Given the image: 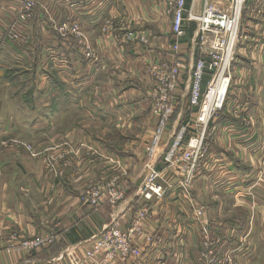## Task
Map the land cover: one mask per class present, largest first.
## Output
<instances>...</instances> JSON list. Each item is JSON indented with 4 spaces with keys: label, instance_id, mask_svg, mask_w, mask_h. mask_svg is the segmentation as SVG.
I'll use <instances>...</instances> for the list:
<instances>
[{
    "label": "crops",
    "instance_id": "crops-1",
    "mask_svg": "<svg viewBox=\"0 0 264 264\" xmlns=\"http://www.w3.org/2000/svg\"><path fill=\"white\" fill-rule=\"evenodd\" d=\"M204 1L191 0L188 11L201 14ZM19 12L16 0H0V232L56 241L32 254H8L1 245L0 264H97L106 253L87 255L100 233L112 225L128 230L145 207L149 215L133 237L140 254L114 264H199L210 250L233 252L237 264H264V0L245 5L231 87L210 124V152L190 199L165 156L194 111L192 73L202 58L197 23L185 22L176 53L171 14L158 0H38L24 38L11 42L4 34ZM67 22L81 25L98 56L94 65L57 31ZM176 63L178 105L155 164L165 194L146 201L145 149L157 122L149 71ZM210 80L205 74L204 88ZM113 182L125 191L116 206L81 202L89 187Z\"/></svg>",
    "mask_w": 264,
    "mask_h": 264
},
{
    "label": "built area",
    "instance_id": "built-area-1",
    "mask_svg": "<svg viewBox=\"0 0 264 264\" xmlns=\"http://www.w3.org/2000/svg\"><path fill=\"white\" fill-rule=\"evenodd\" d=\"M20 6L18 22L14 23L10 30L9 39L21 41L24 37L21 31L24 25L32 17L37 0H16ZM191 0H158V2L173 16L172 34L176 40L172 45V50L178 53L179 39L185 36V22L193 21L198 25V37L200 38L199 50L202 58L196 62L192 73V84L190 89V103L193 109L199 111V118L195 125L197 134L190 136L186 141L187 126H182L175 135L173 143L165 156V162L179 170L181 174L180 185L186 199L191 198L192 185L197 175L200 163L204 161L210 152L207 144L210 124L225 106L229 90L231 87V67L240 37L242 15L248 0H205L202 13L193 15L188 11V3ZM108 25V24H107ZM57 31L61 36L68 34L69 38L77 43L83 58L90 65L98 62V56L91 49L82 33L81 25L77 22H67L58 25ZM108 33V28L103 29ZM8 38V37H7ZM127 41H133L132 35H124ZM198 38V40H199ZM141 42L147 43V39L142 37ZM140 42V41H139ZM181 65L176 63L173 66H155L149 71L155 84L151 93V112L158 120L154 128L153 136L146 147V155L149 159L147 164V178L145 189L141 195L146 201L153 197L162 198L165 189L159 183L161 174L155 169L153 162L157 161L162 147V139L169 127L176 107L179 78L182 74ZM205 74L211 75V80L206 89L202 90V81ZM194 125V126H195ZM185 146V147H183ZM117 182L109 186L108 191H104L96 186L89 187L81 195V199L93 208L104 205L116 206L124 198L125 191L119 187ZM252 203L256 199L254 193H250ZM195 208V207H194ZM197 217H201V209L195 208ZM147 207L138 211L136 219L128 230L122 231L117 225L105 228L99 235L98 241L93 245L88 253L90 259H94L102 252L106 256L97 264H114L120 257L122 260L128 259L130 255L140 254L133 243V237L141 233V226L149 215ZM203 235L208 244V231L203 229ZM56 239L53 235L45 234L33 238H22L19 233L14 232L9 235L0 232V246L3 251L11 253L32 254L41 252L52 245ZM151 242V238H147ZM1 250V248H0ZM233 252L218 256L214 251L202 252L199 264H237Z\"/></svg>",
    "mask_w": 264,
    "mask_h": 264
},
{
    "label": "rangeland",
    "instance_id": "rangeland-1",
    "mask_svg": "<svg viewBox=\"0 0 264 264\" xmlns=\"http://www.w3.org/2000/svg\"><path fill=\"white\" fill-rule=\"evenodd\" d=\"M38 1V0H37ZM37 4H38V2H37ZM242 17H243V15H242ZM173 18V16L171 15V19ZM243 19V18H242ZM173 20V19H172ZM82 29V28H81ZM185 29V28H184ZM171 30H172V22H171ZM10 32L11 31H8L6 34H4V36H6V38H7V40H9V41H11V42H17V41H14V40H10L9 39V34H10ZM21 33H22V35L24 34V32L23 31H21ZM82 33H83V30H82ZM84 34V36H85V38H86V34L85 33H83ZM186 34V33H185ZM173 35V34H172ZM63 38H65V39H70L69 38V36H68V34L67 35H65V36H62ZM185 37V36H184ZM184 37H182V38H184ZM142 37H140L138 40L140 41V44H143V45H147L148 44V42L147 43H143V42H141V39ZM181 38V39H182ZM199 38V37H198ZM181 39H179V41H178V43L180 44V40ZM173 40H174V42L176 41L175 39H174V37H173ZM86 41L88 42V40H87V38H86ZM199 43H200V38H199V40L197 41V46H199ZM91 47V46H90ZM91 49H92V47H91ZM93 50V49H92ZM236 53V52H235ZM235 56V55H234ZM205 77V76H204ZM204 77H203V81H204ZM202 81V82H203ZM154 86V85H153ZM206 89V87L204 88L203 87V83H202V90L204 91ZM189 102H190V98H189ZM190 107H192V109L193 108H195V107H193L192 105H191V103H190ZM194 111H193V113H191L190 115H189V118L186 120V118L184 117L183 118V121H184V123L183 124H180L179 125V127H177L178 128V130H177V132L175 133V135H177V133L180 131V129H181V127L182 126H187L188 127V130H187V132H186V135H187V139H189L190 138V136H192V135H195V134H197V128H196V125H195V122H196V119H198L199 118V111L198 110H196V109H193ZM151 114H152V112H151ZM153 115V114H152ZM154 117H156L155 115H153ZM157 118V117H156ZM157 120H158V118H157ZM182 121V122H183ZM157 123V122H156ZM195 125V126H194ZM156 126V125H155ZM168 129V128H167ZM167 131V130H166ZM154 132V131H153ZM166 133V132H165ZM165 135V134H164ZM176 137V136H175ZM162 141H163V139H162ZM148 144V143H147ZM146 144V147L148 146ZM183 147H185V146H183ZM27 149L29 150V151H31L32 150V147L31 146H28L27 147ZM148 161H149V159H148V157H147V155H146V149H145V157H144V168H145V170H147L148 171V169H147V164H148ZM155 164H156V161H154L153 162V165H154V167H155ZM49 167H50V169H52L53 171H54V167L49 163ZM52 171V172H53ZM104 186H106V185H101V186H96V187H98V188H101V189H103L104 191H108L109 190V186L110 185H108V186H106V187H104ZM87 191V189L83 192V193H85ZM82 193V194H83ZM80 199H81V197H80ZM81 202L83 203V204H85V205H87L86 203H84L83 201H82V199H81Z\"/></svg>",
    "mask_w": 264,
    "mask_h": 264
}]
</instances>
